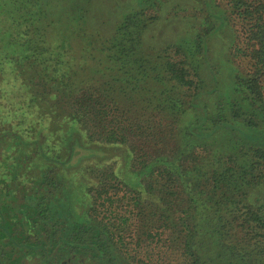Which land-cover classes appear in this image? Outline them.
<instances>
[{"label": "trees", "instance_id": "1", "mask_svg": "<svg viewBox=\"0 0 264 264\" xmlns=\"http://www.w3.org/2000/svg\"><path fill=\"white\" fill-rule=\"evenodd\" d=\"M111 1L0 0V264H264V0Z\"/></svg>", "mask_w": 264, "mask_h": 264}, {"label": "rangeland", "instance_id": "2", "mask_svg": "<svg viewBox=\"0 0 264 264\" xmlns=\"http://www.w3.org/2000/svg\"><path fill=\"white\" fill-rule=\"evenodd\" d=\"M119 4L121 3H116L111 0H108V2L107 0H95L94 5L96 13L94 14V18L97 21L103 23L101 25L102 27H112V25L115 23L114 21L118 19L119 11L121 12L123 10V8H118ZM175 28L172 29V25L159 23L149 34H152L155 37L157 36L158 40L165 42L168 41V35H170V33L172 34L175 31ZM215 41L219 45H216L215 48L218 47L217 50H220V52H222L223 48H226L229 45L228 33L226 35L221 33V37H219V39H215ZM225 43L226 45H224ZM226 52H228V49L226 50ZM233 62L235 63V61ZM236 65L237 64H234L235 67Z\"/></svg>", "mask_w": 264, "mask_h": 264}]
</instances>
